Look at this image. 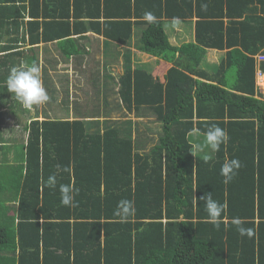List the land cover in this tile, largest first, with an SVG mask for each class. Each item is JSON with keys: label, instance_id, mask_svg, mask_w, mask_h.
I'll return each instance as SVG.
<instances>
[{"label": "trees", "instance_id": "trees-1", "mask_svg": "<svg viewBox=\"0 0 264 264\" xmlns=\"http://www.w3.org/2000/svg\"><path fill=\"white\" fill-rule=\"evenodd\" d=\"M15 1L24 4L1 17L0 27L22 22L31 42L56 40L64 51L74 35L92 31L127 43L136 27L135 47L172 66L163 85L146 68L125 64L118 97L124 116L100 120L81 104L86 116L30 122L16 223L0 219V264H264V99L254 96L253 57L264 53V0L6 2ZM146 11L157 23L143 19ZM193 16V40L170 43L169 21L191 24ZM207 48L228 49L219 68L238 69L231 91L222 78L212 84L193 77L205 75L199 64ZM133 109L155 114L161 129L143 139L140 123L126 117ZM210 123L228 132V144L194 154L192 130L203 134ZM233 158L241 168L225 184L221 165ZM51 174L55 189L41 181ZM64 184L79 189L75 206L61 204ZM210 192L227 203L219 229L201 199ZM122 199L136 209L126 222L115 215ZM235 217L253 229L251 237L239 235Z\"/></svg>", "mask_w": 264, "mask_h": 264}, {"label": "crops", "instance_id": "crops-1", "mask_svg": "<svg viewBox=\"0 0 264 264\" xmlns=\"http://www.w3.org/2000/svg\"><path fill=\"white\" fill-rule=\"evenodd\" d=\"M6 1L0 0V4L5 3L4 8L0 10V20L7 14H15L13 8L24 4L20 1L9 4ZM195 19V16L189 20L186 19V21H191L190 27L189 23L185 24L182 20H179L178 24L175 21H169L170 43L178 45L183 41L193 40V22ZM226 20V18L223 19L224 22ZM24 25L21 22L9 30L5 28L6 26L0 27V201H3L2 207L0 206V219L11 217L14 220L11 222L12 224L16 223L17 215L13 216V214L16 212L20 193L23 192L25 153L32 120L41 121L53 117L62 119L72 117L74 114L80 115V117L86 116L88 110L84 113L78 108L81 104L83 105L81 109L92 106L93 111H90L94 113L93 115H97L100 120L117 118L115 113L119 109V78L125 64H129L131 68L136 65L146 68L163 85L167 81V71L172 66L171 62L142 52L135 47L138 37L136 35L138 28L136 27L132 31L129 42L112 41L116 46L115 51L110 48L109 42L111 41L103 36L92 31H80L74 36H79L82 40L86 39V43H78L79 45H76L75 41L71 45L61 43L64 46V51L72 50L69 55H66L64 51L60 50L62 46L56 40L40 42L36 39L32 42L29 41L26 29L28 25ZM90 41L92 44H88ZM96 46L99 48L98 56H96L100 61L89 60L88 51H96ZM74 48L76 51L73 50ZM227 50L207 48L199 64V68L205 75H193V77L212 84H217L216 81L222 78L224 81L221 84L226 81L224 84L226 88L233 87L238 69L235 66L232 67L233 69L226 66L219 68ZM262 54L264 53L259 52L253 56L255 58L254 96L264 99V90L260 87L261 83L257 77L259 70L264 72L261 67V62L264 60L258 59V56ZM22 63L28 65L36 63L41 67L43 86L50 97L49 102L45 105L34 106L31 110L25 109L16 100L15 95L7 90L5 81L9 69L12 66H20ZM223 69L224 71H222ZM65 97H68L67 112L60 113L54 103L64 102ZM74 106L78 108L79 113L73 109ZM121 110L123 109L121 108ZM126 115L127 118L137 120L140 123L137 128L139 134H144L143 139L147 134H151L152 130L161 129L162 123L160 120L157 121L155 114H149L144 110L135 114L133 109ZM135 130L136 127L134 126ZM193 135L196 137L193 145L204 144L202 134L197 135L193 132ZM148 145H151V140L146 144V146ZM13 189H16L18 194L13 195L11 191Z\"/></svg>", "mask_w": 264, "mask_h": 264}, {"label": "clouds", "instance_id": "clouds-1", "mask_svg": "<svg viewBox=\"0 0 264 264\" xmlns=\"http://www.w3.org/2000/svg\"><path fill=\"white\" fill-rule=\"evenodd\" d=\"M205 9L207 5L203 6ZM143 19L148 24L157 23V17L154 13L146 11L143 15ZM178 24L179 18H174ZM7 90L15 95L16 100L25 108L31 110L34 106H43L49 102L50 97L43 86L42 82V69L41 67L33 63L28 65L22 63L20 66H12L9 69V74L5 81ZM195 134L200 135L199 129L192 130ZM204 136V144H195L198 150L203 147H207L211 152L215 153L220 151L221 145L226 146L230 140L228 132L221 128L216 123H210L207 127V131L202 134ZM210 159L209 156H205L204 160L207 162ZM241 168V162L237 158L225 160L221 165L220 174L224 177V183H229L238 173ZM71 166L65 169L70 171ZM41 181L44 186L55 189L57 187V178L55 174L48 176L47 180L41 177ZM59 191L61 193V204L64 206H75V196L78 194L79 189L74 184L60 185ZM205 203V210L208 214V220L217 229L220 228L224 214L227 212V203H221L217 199L213 198L212 193H206L201 197ZM136 212L134 201L129 199H122L118 202L115 215H117L121 222H126L130 217L134 216ZM232 225L236 227L240 236L251 237L253 235V229L245 228L243 221L239 217H235L231 221Z\"/></svg>", "mask_w": 264, "mask_h": 264}, {"label": "rangeland", "instance_id": "rangeland-1", "mask_svg": "<svg viewBox=\"0 0 264 264\" xmlns=\"http://www.w3.org/2000/svg\"><path fill=\"white\" fill-rule=\"evenodd\" d=\"M186 24V23H185ZM184 25V24H183ZM189 25V27L191 26V24H188ZM138 32H140V30L139 29H137V33H136V35H139L138 34ZM73 40L75 41V43H76V45L79 43V44H82V42L83 43H86V39H83V40H85V41H83L82 39H81V37H79V36H74L73 37ZM79 40H81V41H79ZM79 41V42H78ZM62 43H64V42H62ZM110 43V48L111 49H113L114 51H115V44L111 41V42H109ZM78 44V45H79ZM88 44H92V42L90 41ZM124 49H126V48H124ZM61 50V49H60ZM98 52H99V48L96 46V51H92V50H89L88 51V56H89V60H92V61H100V59H97V56H98ZM97 55V56H96ZM67 100H68V97H65V100H64V102L62 101V102H55L54 104H55V107L60 111V113H65V112H67ZM125 115V113L123 112V110H121L120 108L118 109V112H116L115 113V117H121V116H124ZM193 153L194 154H197V153H199V150L198 149H196L195 147H193Z\"/></svg>", "mask_w": 264, "mask_h": 264}, {"label": "built area", "instance_id": "built-area-1", "mask_svg": "<svg viewBox=\"0 0 264 264\" xmlns=\"http://www.w3.org/2000/svg\"><path fill=\"white\" fill-rule=\"evenodd\" d=\"M258 59L260 61H263L264 60V54L259 55ZM257 77H258L259 83H261L260 87L264 90V72H261V70H259L258 73H257Z\"/></svg>", "mask_w": 264, "mask_h": 264}]
</instances>
